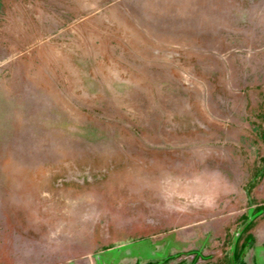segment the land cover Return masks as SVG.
I'll return each mask as SVG.
<instances>
[{
    "label": "rangeland",
    "instance_id": "374dc122",
    "mask_svg": "<svg viewBox=\"0 0 264 264\" xmlns=\"http://www.w3.org/2000/svg\"><path fill=\"white\" fill-rule=\"evenodd\" d=\"M71 206L96 264H264V0H0V226Z\"/></svg>",
    "mask_w": 264,
    "mask_h": 264
},
{
    "label": "crops",
    "instance_id": "0c3cea01",
    "mask_svg": "<svg viewBox=\"0 0 264 264\" xmlns=\"http://www.w3.org/2000/svg\"><path fill=\"white\" fill-rule=\"evenodd\" d=\"M50 211L47 217L19 214L15 226H0V264H96L89 254L102 245L98 210L71 206Z\"/></svg>",
    "mask_w": 264,
    "mask_h": 264
}]
</instances>
